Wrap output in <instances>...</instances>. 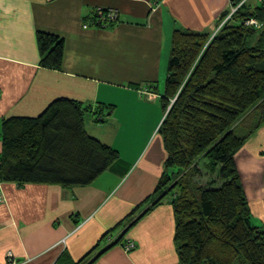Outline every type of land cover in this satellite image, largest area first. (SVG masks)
Masks as SVG:
<instances>
[{
    "label": "crops",
    "instance_id": "crops-1",
    "mask_svg": "<svg viewBox=\"0 0 264 264\" xmlns=\"http://www.w3.org/2000/svg\"><path fill=\"white\" fill-rule=\"evenodd\" d=\"M258 1L250 8L264 6ZM100 8L119 11V20L98 24ZM229 10V0H0V156L5 120L37 118L69 99L90 110L87 133L124 162L86 187L0 180V264H78L90 254L85 264H180L172 205L135 216L166 171L160 101L173 33L214 36ZM40 33L63 39L60 70L42 65ZM236 165L252 223L264 226V125Z\"/></svg>",
    "mask_w": 264,
    "mask_h": 264
},
{
    "label": "trees",
    "instance_id": "trees-1",
    "mask_svg": "<svg viewBox=\"0 0 264 264\" xmlns=\"http://www.w3.org/2000/svg\"><path fill=\"white\" fill-rule=\"evenodd\" d=\"M249 18L264 25V6L242 8L214 36L182 28L172 36L160 101L166 171L147 210L126 221L170 203L180 264H264V226L252 223L236 165L237 153L264 124V29L245 26ZM39 43L42 65L60 70L63 39L40 33ZM86 113L81 103L58 99L37 118L5 120L0 180L86 187L119 170V153L87 133ZM201 176L206 185L196 181Z\"/></svg>",
    "mask_w": 264,
    "mask_h": 264
},
{
    "label": "built area",
    "instance_id": "built-area-1",
    "mask_svg": "<svg viewBox=\"0 0 264 264\" xmlns=\"http://www.w3.org/2000/svg\"><path fill=\"white\" fill-rule=\"evenodd\" d=\"M252 0H229V4H230V10L229 13L227 15V17L224 19V21L222 22V24L220 25V28L225 25L227 22H230L234 16L244 7H249L250 8V2ZM260 3H264V0H260ZM119 11L117 10H113V9H98L96 12V16H95V21L98 24H102V25H112L114 23H116L119 20ZM243 24L245 26H249V27H253L255 29L258 30H263V23L260 22L259 20L255 19V18H249V19H245ZM263 25V26H262ZM219 28V30H220ZM218 30V31H219ZM3 198V194H2V190L0 188V201ZM135 248V244L132 242H129L128 245L126 246V250H132ZM13 256L12 254L9 255V259H12ZM13 264H15L13 262Z\"/></svg>",
    "mask_w": 264,
    "mask_h": 264
},
{
    "label": "rangeland",
    "instance_id": "rangeland-1",
    "mask_svg": "<svg viewBox=\"0 0 264 264\" xmlns=\"http://www.w3.org/2000/svg\"><path fill=\"white\" fill-rule=\"evenodd\" d=\"M258 4H259V1L258 0H252L251 2H250V5L252 6V7H257L258 6ZM114 10V9H113ZM263 26V25H262ZM263 29H264V26L262 27ZM97 125V124H96ZM264 125V124H263ZM262 125V126H263ZM98 126H100V125H98ZM261 126V127H262ZM167 155V154H166ZM208 161L206 160V159H204L203 161H202V163H201V168L203 169V171L205 172V170H207V168L205 167V163H207ZM174 171V170H173ZM208 171V170H207ZM198 183H200V184H202V185H206V183L208 182V180H207V176H201L200 178H197V180H196Z\"/></svg>",
    "mask_w": 264,
    "mask_h": 264
}]
</instances>
